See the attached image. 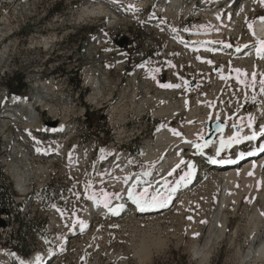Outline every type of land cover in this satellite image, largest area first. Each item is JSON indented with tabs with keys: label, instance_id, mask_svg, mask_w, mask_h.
<instances>
[{
	"label": "rangeland",
	"instance_id": "374dc122",
	"mask_svg": "<svg viewBox=\"0 0 264 264\" xmlns=\"http://www.w3.org/2000/svg\"><path fill=\"white\" fill-rule=\"evenodd\" d=\"M125 1L119 7L134 6L127 10L131 13L136 10V13L112 19V8L108 16H82L87 6H94L87 0H0V54L6 51L4 58L0 56V107L5 104L1 93L7 92L3 79L14 73L23 75L29 85L25 97L28 102L39 89L44 93L36 113L24 107L26 111L16 112L15 121L0 118L3 170L12 182H16L12 172L15 166H24L29 168L26 171L32 173L33 170L35 174L34 190L27 196L19 195L20 192L12 188L17 210H10L13 212H10L13 218L11 243L30 249L31 254L41 252L43 257H50L47 253L52 251L54 257L47 264H253L245 257L250 249L257 250L264 243V165L258 174L241 172L239 168L238 176L232 177L228 184L223 172L205 169L210 161L202 159L198 150L187 153L178 163L180 167L176 168V164L175 171L165 175L170 185L179 182L181 177L197 175L194 185L173 200L166 211L145 215L148 209L139 212L140 207L130 205L119 217L108 212L103 216L98 212L88 229L68 236V231L77 226L76 218L83 221L87 215L84 211L91 203L89 196H95V201L103 195L111 199L124 193L125 188L115 180L116 174L121 173L109 169V165L119 168L117 165L123 160L112 156L118 146H121V153L126 152L135 160L138 171L146 170L143 150L148 144L165 148L161 157L148 165L157 166L166 156L177 152L174 144L165 142L156 146V130L166 121L155 113L163 107L168 110L179 106L184 110L178 107V116L171 112L168 125L196 123L197 118L203 116L212 118L213 125L208 126L205 134L198 133V141L210 140V136L227 131L230 124L248 121L250 115L254 117L251 130L256 131L264 124L262 117L255 115L258 109L264 111V94L260 93L264 59L234 55L233 50L236 45L255 43L254 29L259 18H264V2L233 0L234 8L229 11L225 4H220V16L226 26L221 31H206L211 34L194 50L186 47L192 44L189 43L190 31L194 26L213 28L216 21L213 14L218 12L214 7L199 0L201 6L196 9L193 3L185 0L177 16L172 14L174 9L167 14L158 10L167 0ZM167 3L169 1L164 5ZM141 4L144 7H140ZM191 9L194 11L189 13ZM230 15L232 19L227 20ZM149 18H157L161 25L149 23ZM172 31H186L188 39L179 42ZM256 34L262 35L257 29ZM212 44L219 48L205 50ZM235 69L241 71L238 73ZM76 77L81 79V89L72 84ZM241 79L244 84L239 82ZM100 84L103 97L93 103L89 96L94 92L93 87ZM161 84H180L181 87L174 90L161 87ZM253 95L255 103L251 100ZM184 102L191 108H184ZM19 104L15 102L14 107L23 109ZM222 113L229 115L222 116ZM29 114L38 122L28 123ZM48 122H55L56 126H48ZM60 124L70 130L55 146L62 156L52 155L47 159L34 155L30 136H42L39 128L48 126L52 133L46 135L53 137L58 135L55 129ZM100 126L105 127L107 133H99L96 127ZM120 133L123 134L119 140ZM215 140L214 137L209 147H205L210 155L216 150ZM47 142L48 145L57 144L53 140ZM60 144L63 149H59ZM77 150L80 154L74 156V160L70 156ZM187 160L196 162V171ZM50 181L53 184L49 192L53 194L49 195V202L56 210H49L48 227H37L36 223L42 221L39 202L43 201L38 186ZM227 191L230 199L225 204L223 196ZM0 237L1 248L4 244ZM8 252L6 249V254ZM6 254H0V264L9 261L14 264V258L20 257L22 250L16 248L13 253ZM259 264H264V260Z\"/></svg>",
	"mask_w": 264,
	"mask_h": 264
},
{
	"label": "bare ground",
	"instance_id": "6f19581e",
	"mask_svg": "<svg viewBox=\"0 0 264 264\" xmlns=\"http://www.w3.org/2000/svg\"><path fill=\"white\" fill-rule=\"evenodd\" d=\"M87 1H89V2H91V4L92 5H94L93 7H91V6H87L86 7V11L83 13V15L82 16H88V15H105V16H108V14H110V9L112 8V9H114V14L112 15V14H110L111 16L110 17H112V19L113 18H117V16H120V15H122V16H127V17H131V16H133L134 14L133 13H136V10L133 12V13H131V12H129V10H127V8L129 7V6H127L126 8L124 7H119V4H121V3H123L122 1L123 0H114V2H109V1H107V0H87ZM125 1V0H124ZM169 2L171 1V0H168ZM125 2H127V1H125ZM129 2V1H128ZM86 3V2H85ZM106 3V4H105ZM142 3H145V2H142ZM131 4V3H130ZM185 5V4H184ZM140 7H144L143 6V4H141L140 5ZM162 9H164V11L166 12V13H168V11L170 10V9H174V13H172L173 15H177L178 16V14H179V12H181V10L183 9V3L182 4H180V0H172V2L171 3H167L166 5H162L160 8H158V10H162ZM229 11V10H228ZM161 12V11H160ZM222 12V10L221 11H219V12H216L215 14H213L214 15V17L216 18V21H214L215 23H213L214 24V27L212 28V26H210L209 28H207V29H203V27L202 26H194L193 27V29L190 31V41H189V43H192V44H188V45H186V47H188V48H191V49H199V46H198V43L202 40L203 41V39H204V37L206 36V35H210L211 33H208L207 34V32L206 31H209V32H212V31H221V29L223 28V27H225L226 25L224 24V22H223V18L220 16V13ZM213 13V12H212ZM121 16V17H122ZM177 16H175V17H177ZM200 16V15H199ZM123 18V17H122ZM232 18L230 17V16H228V18H227V20H231ZM118 21H120L119 19H118ZM118 21H115V22H118ZM149 23H153V25H156V26H158V25H161L160 24V21L159 20H157V18H149L148 20H147ZM256 29L259 31V33H261L262 35H261V37H264V19H259L258 20V24L256 25ZM171 34L173 35L174 34V38H176L179 42H185L187 39H188V36L185 34V33H182V32H180V33H177L176 31H172L171 32ZM217 41L218 40H221V39H216ZM47 41V40H46ZM176 41V40H175ZM216 45L218 44V42H216L215 43ZM180 45V44H179ZM209 49H211V50H215V49H218V46H215L214 44H212V45H207V47L205 48V50H209ZM188 50V49H187ZM190 50V49H189ZM216 51V50H215ZM5 53H6V51H4V52H2L1 54H0V56H1V58H4L5 57ZM88 76V75H87ZM91 76V75H90ZM222 79V78H221ZM91 81V80H90ZM218 81V80H217ZM88 82V81H87ZM89 84V83H88ZM47 85V84H46ZM48 86V85H47ZM49 88V86L46 88V89H48ZM51 88V87H50ZM94 88V92L92 93V94H90V96H89V99L91 100V102H97V99L98 98H100L101 96L103 97V94H104V92H103V94H102V86H101V84L99 85V86H95V87H93ZM172 89H174V88H172ZM175 90V89H174ZM216 90V89H215ZM222 90V89H221ZM43 90L41 89H39L37 92H36V94H34V99H31V102H37V100L40 98V100L44 97V93L42 92ZM211 92H213V91H211ZM210 92V93H211ZM215 92V91H214ZM209 93V94H210ZM113 95V94H112ZM170 95V94H169ZM172 95V94H171ZM208 95V94H207ZM214 95V94H213ZM201 96V95H200ZM202 96H204V95H202ZM206 96V95H205ZM210 96H211V94H210ZM217 96V95H216ZM135 97V96H134ZM169 97V96H168ZM199 97V96H198ZM207 97V96H206ZM213 97V96H212ZM226 97V96H225ZM110 98V97H109ZM187 98V97H186ZM200 98V101H202L203 99H201V97H199ZM217 98V97H216ZM102 99H105V97L104 98H102ZM158 99H159V97H158ZM161 99V98H160ZM175 99V98H174ZM211 99V98H210ZM210 99H208V100H210ZM154 100V99H153ZM152 100V101H153ZM155 100H156V98H155ZM179 100V99H178ZM185 100V99H184ZM199 99H197V101H198ZM214 100V99H213ZM20 101V98L19 99H16L15 100V102H19ZM101 101V100H100ZM156 101H158V100H156ZM155 101V102H156ZM161 101V100H160ZM148 102V101H147ZM169 102V101H168ZM176 102V101H175ZM180 102H182V100L180 101ZM192 102H194V101H192ZM20 103V102H19ZM187 103V102H186ZM186 103L184 102L183 103V107L185 108H191V107H187L186 106ZM198 103H200V102H198ZM171 104V103H170ZM177 104H179V102L177 103ZM195 104V103H194ZM202 104V103H201ZM19 105H22L21 103L19 104ZM175 105V104H174ZM174 105H173V107H174ZM188 105H190V104H188ZM181 106V105H180ZM195 105H193V107H194ZM197 106V105H196ZM211 106V105H210ZM216 106V105H215ZM214 106V107H215ZM179 107V106H178ZM178 107H175V108H168V110H166L167 109V107H163V110H164V108H165V110L162 112V111H157L155 114L158 116V117H163V119L166 121L165 123H161L159 126H158V128H157V130H156V134H155V136H156V146L158 145L159 147H160V145L162 146V144L163 143H165V144H168V143H170V145L172 144H174V145H176V153L175 154H173V153H171L170 154V156L169 157H165V159L161 162V163H159L157 166H159V169L161 170L160 172L161 173H158L157 172V170L156 169H154L156 166H152V165H148L149 164V162L150 161H156V160H158L159 159V157H161V155L164 153V150H165V148H164V146H163V148H155V147H152V146H150L149 144L147 145L146 143H145V145H147V146H145V148H144V150H143V155H144V157H145V159L147 160V167H146V170L144 171H138V169L136 168V167H134V168H132L131 166H127V165H129V163H130V161H124V160H120V162L118 163V165H117V167H119V168H117V169H113V166L114 165H109L110 167H109V169L111 170V172H112V170H113V173H114V171H118V172H120L121 173V175H118V174H116V177H118V178H116L115 180L117 181V185H119V186H121V187H123V188H125V190H124V193L122 192V195H118V199H117V196H114L113 198H108V200L110 201V207H113V208H116V207H118L119 205H123V208H121V209H119V211L120 210H123V212L124 211H126L129 207H130V205H136L137 203H135L134 202V200L133 199H131L130 197H129V192H131V191H133V188H132V185H136V188H135V192L136 193H142L143 192V190H144V188H147L148 189V193L149 194H154V193H156V192H159V193H161V195L162 196H164V197H167V196H169V195H171V200H170V202L168 203V204H171V203H173V200H175L177 197H179L183 192H185L186 190H188V189H190L189 187L191 186H193L194 184H192L191 183V179L193 178V176H194V174H193V176L191 175L190 177H188V178H186V179H184V180H180L179 182H174L173 184H169V182H168V179L165 177V175H168V173L170 172V171H172L173 170V167H175V165L176 164H178L179 162H180V160H181V158H184V157H186V155H187V153H190L192 150H195V149H197V150H199L197 147H196V145H201V147L205 144V142H210L214 137H215V143L214 144H216V145H218V146H220V142H221V140L223 139V140H227V138L228 137H230V136H232V135H234V134H236L238 131H239V133H240V135H250L252 132H253V130H251L250 129V127L248 126V121L247 120H245L244 122H236V123H232V124H230V128L227 130V131H222V132H219V133H217V135H214V136H210V140H205L204 139V141L202 140V141H198L197 139H198V137H197V135H199L200 133H201V131L205 134L207 131H208V126H210V125H213V124H211V122L213 121V119L212 118H210V117H208V116H203V117H199V118H197L198 119V122H190V123H187V124H185V125H172V124H170V125H168L169 123L167 122L170 118H168V116L170 117V116H172V114L173 113H175V115H177V112H178ZM198 107V106H197ZM202 107V106H201ZM200 107V108H201ZM212 107V106H211ZM116 108V107H115ZM162 108V107H161ZM180 108V107H179ZM203 108V107H202ZM201 108V109H202ZM170 109H172V111L170 110ZM182 108H180L179 110H181ZM197 108H195V110H196ZM204 109H206V108H204ZM212 109V108H211ZM216 109V108H215ZM115 110V109H114ZM183 110V109H182ZM203 110V109H202ZM208 110H210V109H208ZM214 110V109H213ZM184 111V110H183ZM187 111H188V109H187ZM187 111H186V113H187ZM193 111V110H192ZM211 111V110H210ZM220 111V110H219ZM16 112H18V111H9L8 112V110H6V109H4V113H2L3 115L2 116H4V114H7V115H5V116H7V118H9V120L11 119V120H16L17 118V113ZM54 112V111H53ZM139 112V111H138ZM171 112H173V113H171ZM199 112V111H198ZM212 112V111H211ZM114 113V112H113ZM179 113V112H178ZM210 113V112H209ZM216 113V112H215ZM183 114V113H182ZM181 114V115H182ZM184 114H185V112H184ZM204 114V113H203ZM217 114V113H216ZM30 115V114H29ZM113 115V114H112ZM119 115V114H118ZM155 115V116H156ZM186 115V114H185ZM190 115V114H189ZM195 115V114H194ZM224 114L222 113V116H223ZM226 115V114H225ZM224 115V116H225ZM227 115H229V114H227ZM226 115V116H227ZM255 115L257 116L258 115V117H262V121L264 122V111L262 110V109H258L256 112H255ZM178 116V115H177ZM197 116V115H196ZM202 116V115H201ZM186 117H187V115H186ZM189 117H191V116H189ZM198 117V116H197ZM215 117V116H214ZM228 117V116H227ZM1 118V117H0ZM2 118H4V117H2ZM123 118V117H122ZM179 118V117H178ZM218 118V116L217 117H215V119H217ZM225 118V117H224ZM121 119V118H120ZM190 119V118H189ZM214 119V120H215ZM229 118H227V120H228ZM232 121V120H231ZM38 121H37V119L31 114L30 115V117L28 118V123H30V124H34V123H37ZM117 122V121H116ZM180 124V123H179ZM232 125H237V127H232ZM48 126H51V125H48ZM47 126V127H48ZM35 127V126H34ZM48 129H51V127H48ZM58 131H60L59 133H58V135H55L54 134V136L57 138H51V140H53V141H60V138L61 137H65L66 135H68L69 134V132H70V130L66 127V126H63V125H58V127L56 128ZM66 129H68L69 131L64 135V132L66 131ZM39 130V129H38ZM120 130V129H119ZM173 130H175L176 132H178V133H180V135H175L174 134V132H173ZM261 130H264V124H263V126L260 128V129H258V130H256L257 132H259V131H261ZM30 133H32V132H30ZM57 133V132H56ZM199 133V134H198ZM122 134L123 133H120L119 134V136H118V138H119V140L121 139V137H122ZM200 139H201V137H200ZM257 139H264V136H259ZM7 140V139H6ZM259 141V140H258ZM148 142V141H147ZM189 142H191V143H189ZM253 142H255V141H253ZM50 143V142H49ZM153 144V143H152ZM166 146V145H165ZM169 146V145H168ZM212 145H210V147H211ZM59 147V149H63L64 147L62 146V145H59L58 146ZM172 147V146H171ZM209 147V146H208ZM227 147V146H226ZM167 148V147H166ZM240 148V145L238 144L237 145V147H236V150H241V149H239ZM24 149V148H23ZM22 149V150H23ZM66 149V148H65ZM225 149V147L223 148V150ZM175 150V149H174ZM65 151V150H64ZM22 152V151H21ZM23 153V152H22ZM223 153H224V151H218V150H216V151H213V153H212V156H211V158H213V156H220V155H223ZM80 154V151L79 150H77L76 152H75V155H69L70 157H74V156H78ZM33 155V154H32ZM34 156V155H33ZM57 156V155H56ZM118 156V155H117ZM39 157V156H38ZM110 157V156H109ZM116 156H114V158H115ZM53 158V157H52ZM261 158H263L264 159V155L261 157ZM48 159V158H47ZM76 159V158H75ZM20 160V159H19ZM80 160V159H79ZM201 160V159H200ZM40 161V160H39ZM81 161V160H80ZM113 161V160H112ZM190 162V163H189ZM252 162V163H251ZM187 163H188V165L191 167V169L192 170H194V171H196V168H195V165H196V162L195 161H191V160H187ZM198 163V162H197ZM248 163H250V164H253L254 163V165H252L250 168H244V169H242V170H239V171H241V172H255L256 174H258V172L260 171V169L262 168V166L264 165H262V164H258V163H256V160H253V159H247V161H245V163H244V165H246V164H248ZM2 163H0V166H1V169L3 170V167H2V165H1ZM74 164V163H73ZM198 164H201V163H198ZM15 165V164H14ZM82 165V164H81ZM155 165V164H154ZM4 166V165H3ZM8 167H9V165H8ZM24 167V166H23ZM23 167H17L16 168V166L13 168V170H12V172H13V175L15 176V179H16V182H12V180L10 181V183L9 184H11V188H10V191H11V193L13 194V198H15V196H14V193H13V187H14V189L16 190V191H19L20 192V194L19 195H22V196H27L30 192H32L33 190H34V181H33V179L35 178V177H33V176H35V174H34V172H33V170H32V173H31V170L30 171H26V169H29V168H23ZM30 167V166H29ZM36 167V166H35ZM7 168V167H6ZM215 169V170H217V171H221V172H223V177H224V179L227 181V183L230 181V179H232V177H234V176H238V172H237V170H238V168L237 169H233L232 171H228L227 169L225 170V169H223V168H214V167H205V169ZM12 169V168H11ZM31 169V168H30ZM108 169V170H109ZM35 170V169H34ZM38 170V169H37ZM3 171H5V169L3 170ZM11 171V170H10ZM203 171V170H202ZM41 172V171H40ZM210 172V171H209ZM117 173V172H116ZM146 173H150L149 175H146ZM173 173V172H172ZM211 173V172H210ZM42 174V173H41ZM38 175V174H37ZM43 175V174H42ZM113 176V175H112ZM119 176H121V177H119ZM128 176H131L132 177V179H130V180H126L125 178L126 177H128ZM48 177V176H47ZM41 178H43V177H41ZM111 178V177H110ZM109 178V179H110ZM114 178H115V175H114ZM47 179V178H46ZM37 180V179H36ZM40 180V179H39ZM43 181V180H42ZM111 181V180H110ZM115 182V181H114ZM38 183V182H37ZM42 183V182H41ZM40 183V184H41ZM113 183V182H112ZM39 184V183H38ZM44 184H47V183H44ZM229 184V183H228ZM116 185V184H115ZM118 186V187H119ZM39 187V186H38ZM117 188V187H116ZM172 188H176L177 190L173 193V192H171L170 190L172 189ZM118 190H119V188H118ZM228 190V189H227ZM123 191V190H122ZM190 191V190H189ZM36 192V191H35ZM188 192V191H187ZM120 193V192H119ZM18 195V194H17ZM87 195V194H86ZM40 196V195H39ZM58 196V195H57ZM102 196V195H101ZM105 196L106 195H103L101 198L99 197V199H97L96 200V202H92L93 204H91L90 205V207H89V209L90 210H93V212H92V214L94 213V212H97L98 210H101L102 212L101 213H103L104 211H105V213L106 212H108L109 213V215H115V214H113V213H110V211L108 210V208H105L104 206H103V201H104V199H105ZM60 197V196H59ZM25 198V197H24ZM33 199V198H32ZM59 199V198H58ZM229 192L227 191L226 193H224V196H223V200L226 202L225 204H227L228 203V201H229ZM28 200H30V199H28ZM57 200V199H56ZM112 200V201H111ZM24 201V200H23ZM22 201V202H23ZM97 201H100V203H99V205L97 204ZM34 202V201H33ZM37 203H38V201H37ZM133 203V204H132ZM20 204V203H19ZM35 204V203H34ZM37 206V205H36ZM35 206V207H36ZM28 207V206H27ZM33 207V206H32ZM38 207H39V204H38ZM170 206L168 205L167 207L165 206V207H152V208H162L161 209V211H154V212H147V214H145V215H155V214H159V213H161V212H164V211H166L168 208H169ZM41 208V207H40ZM35 210V209H34ZM40 210V209H39ZM56 210V209H55ZM53 211V210H52ZM118 211V212H119ZM10 212H12V211H10ZM17 212V211H16ZM24 212V211H23ZM41 212V211H40ZM13 213V212H12ZM30 213V212H29ZM28 213V214H29ZM42 213V212H41ZM25 214V213H24ZM39 214V213H38ZM140 214V213H139ZM141 216L142 215H144V214H140ZM51 216V215H50ZM116 216H118V215H116ZM2 217L5 219V215L3 216L2 215ZM27 217V216H26ZM32 217V216H31ZM21 218V217H20ZM19 218V219H20ZM25 218V217H24ZM28 218V217H27ZM49 218V217H48ZM53 218H55L54 216H53ZM53 218H51V219H53ZM217 218V217H216ZM34 219V218H33ZM37 219V218H36ZM91 220H92V218H91V215H89V214H87V215H85L84 217H83V221H84V224L86 225V223L88 224V223H90L91 222ZM19 221V220H18ZM25 221V220H24ZM53 221H54V219H53ZM56 221V220H55ZM51 223H52V221H51ZM34 224V223H33ZM24 225V224H23ZM52 225V224H51ZM78 227V226H77ZM18 228H20L19 226H18ZM73 230H75V228H71L69 231H68V236L69 237H72V236H74V235H77L79 232H76V233H74L73 234ZM67 233V232H66ZM15 242V241H14ZM209 243V240H208V242H207V244ZM15 244V243H14ZM206 244V245H207ZM11 245H12V243H11ZM1 250V249H0ZM48 255H52V252H50ZM247 258V260H249V261H252L253 262V264H259V262L261 261H263L264 260V243H263V245L262 246H260L257 250H249V253L247 254V256L245 257V259ZM41 261H43V260H41V255H40V253H35V254H33L31 257H29V258H27V260L25 261V264H36V263H39V262H41Z\"/></svg>",
	"mask_w": 264,
	"mask_h": 264
},
{
	"label": "snow or ice",
	"instance_id": "6c2138e0",
	"mask_svg": "<svg viewBox=\"0 0 264 264\" xmlns=\"http://www.w3.org/2000/svg\"><path fill=\"white\" fill-rule=\"evenodd\" d=\"M261 2H264V0H261ZM131 8H134V6H129ZM264 19V18H262ZM249 27L251 28L252 25L250 24ZM226 47H231V45H226ZM247 47V46H246ZM110 50V49H109ZM236 51H240L239 48L236 49ZM257 51V54L261 56V58H264V41H261L259 43V47L256 49ZM209 63H211L209 61ZM170 66H174V65H170ZM141 67H143V65H141ZM156 71H159V69H156ZM236 72H240L241 70L240 69H235ZM153 79H155V77L153 76L152 77ZM222 79H226V77H221ZM239 79V77L237 78ZM252 80L255 81V74H253L252 76ZM239 82L241 84H244L245 81L244 80H239ZM260 84H261V87H260V93L261 94H264V80H261L260 81ZM161 87H164V88H180L181 85L180 84H161L160 85ZM251 100L253 103L256 102V96L253 95L251 97ZM254 121V117H252L251 115L248 117V126L249 127H252V123ZM232 127H237V125H232ZM222 130V129H221ZM174 134L175 135H180V133L176 132L175 130H173ZM259 136H264V130H261L259 132L257 131H253L250 135H240L239 131L228 137L227 140H221L220 142V147H221V150L226 147V146H230L231 144H239L243 141H254L256 140ZM201 139H203V137H201ZM191 143V142H189ZM208 143L209 142H205V144L203 145V147H207L208 146ZM196 147L198 149L201 148V145H196ZM260 151H264V148H261ZM255 153H248V155H254ZM243 155V154H242ZM215 162V161H214ZM181 163H185L184 161H182ZM180 165H176V168H179ZM173 171H175V169H173ZM150 173H146V175H149ZM172 173H169V175H171ZM251 174V173H250ZM188 176L191 175V173L187 174ZM126 180H130L132 179L131 176H128L125 178ZM182 180L185 179V177H181ZM132 188H133V191L129 192V197L131 199L134 200L135 203H137L138 205H140V211H146L148 208H152V207H165L168 205V203L170 202L171 200V195L167 196V197H164L161 195V193L159 192H156L154 194H149L148 193V189L147 188H144L143 192L142 193H136L135 192V188H136V185H132ZM177 189L176 188H172L170 191L171 192H175ZM90 200H94L95 199V196H89L88 197ZM119 197L117 196V199ZM100 201H97V204L99 205ZM103 206L105 208H108V210L110 212H112L113 214H118V211L119 209L123 208V205H119L118 207L116 208H113V207H110V201L108 200L107 196H105V199L103 201ZM61 215H64L63 212H61ZM76 223L77 224H80L83 227H86V225H84V222L81 221L78 217L76 218ZM204 223H206V221H204ZM60 251L63 252L64 251V248L61 247L60 248ZM21 264H23V262H21Z\"/></svg>",
	"mask_w": 264,
	"mask_h": 264
},
{
	"label": "trees",
	"instance_id": "16d2710c",
	"mask_svg": "<svg viewBox=\"0 0 264 264\" xmlns=\"http://www.w3.org/2000/svg\"><path fill=\"white\" fill-rule=\"evenodd\" d=\"M57 71V69L55 70ZM61 72L64 73V70H61ZM69 74V71L67 72ZM3 82L5 88L10 92L14 94H21V95H27V88L28 84L25 81L23 75H20L19 73H14L11 77H6ZM72 84L75 86V88L81 89V79L80 78H75L72 81ZM89 129V128H88ZM96 130L101 133H107V129L105 127L100 126L96 127ZM1 166H0V213L2 210L6 209L9 207L11 204V184L8 185L7 180L3 174V170L1 171ZM10 191V192H9ZM16 245V244H12ZM21 249L23 255H28L29 249H25L24 247H20L18 244L13 248V252L15 249ZM19 259L20 257L14 258L13 263L14 264H19Z\"/></svg>",
	"mask_w": 264,
	"mask_h": 264
},
{
	"label": "built area",
	"instance_id": "2783aa9c",
	"mask_svg": "<svg viewBox=\"0 0 264 264\" xmlns=\"http://www.w3.org/2000/svg\"><path fill=\"white\" fill-rule=\"evenodd\" d=\"M67 76V75H66ZM2 158L0 157V160ZM1 163V162H0ZM4 173V175L7 178V182L8 184L10 183V181L12 180L11 177L7 176V171H2ZM52 181H50L47 184H39V192L43 194V201H40V207H41V211H42V221H38V223H36L37 227L42 225L44 227H48L47 226V216L49 215V210H54L55 209V205H52V202H49V195H52L53 193L49 192V188L52 185ZM58 193V191L56 192ZM11 194V205L9 206V208L6 210L5 213V220L7 221V225L4 228L0 229V235L3 237L2 241L4 245H8L9 247L12 246L11 245V228L13 227V218H10V210H17L16 209V198H13V194ZM7 237H9V239H7ZM1 238V237H0ZM4 245H1V248H5V249H9L8 247H4Z\"/></svg>",
	"mask_w": 264,
	"mask_h": 264
},
{
	"label": "water",
	"instance_id": "95a60500",
	"mask_svg": "<svg viewBox=\"0 0 264 264\" xmlns=\"http://www.w3.org/2000/svg\"><path fill=\"white\" fill-rule=\"evenodd\" d=\"M48 125H53V126H56V123L55 122H48L47 123ZM2 213H5V210L2 211ZM6 226V222L3 218H1L0 216V228L1 227H5Z\"/></svg>",
	"mask_w": 264,
	"mask_h": 264
}]
</instances>
